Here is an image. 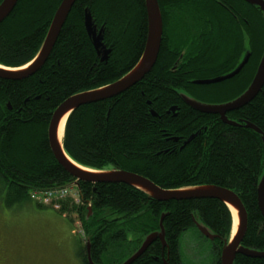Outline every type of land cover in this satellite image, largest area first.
Returning a JSON list of instances; mask_svg holds the SVG:
<instances>
[{
	"label": "trees",
	"instance_id": "obj_1",
	"mask_svg": "<svg viewBox=\"0 0 264 264\" xmlns=\"http://www.w3.org/2000/svg\"><path fill=\"white\" fill-rule=\"evenodd\" d=\"M162 1L165 6L182 2L158 0L164 27L151 71L115 97L75 108L65 123L64 149L83 166L138 173L163 189L213 184L234 191L247 213L240 244L264 250V218L256 193L264 169V147L260 135L244 125L250 122L264 134V83L248 103L226 113L239 125L192 109L179 94L199 100L202 95H221L224 99L217 103L240 95L264 50V15L243 0H184L186 8L173 7L170 13L180 15L185 8L193 15L194 11L202 16L205 27L186 31L187 47L173 54L165 41L171 29L165 28L171 21L164 16ZM59 3L17 0L0 23L1 65L17 67L34 57ZM86 7L97 28L104 27L103 41L111 47L106 61L97 57L85 31ZM146 32L144 0H75L43 66L25 79L0 78V184L6 206L28 199L34 189L75 182L49 148L51 114L68 96L114 81L130 69L141 55ZM245 49L250 52L248 61L236 75L210 84L191 82L232 71ZM193 133L180 147V137L186 139ZM76 186L78 204L59 200V211L75 212L81 218L94 262L121 263L144 236L159 229L160 215L165 213L164 248L157 239L130 264H164L162 252L169 264H181L182 234L194 229L204 237L194 219L216 235L211 264H220V249L232 228L231 213L223 202L214 198L160 202L121 182L77 181ZM80 257L87 264L86 253ZM233 264H264V257L236 254Z\"/></svg>",
	"mask_w": 264,
	"mask_h": 264
},
{
	"label": "water",
	"instance_id": "obj_2",
	"mask_svg": "<svg viewBox=\"0 0 264 264\" xmlns=\"http://www.w3.org/2000/svg\"><path fill=\"white\" fill-rule=\"evenodd\" d=\"M250 5L257 6L264 15V0H243ZM75 0H61L56 10L54 11L47 28L45 37L41 43V46L34 57L27 63L17 67L3 66L0 64V78L7 80H21L36 73L46 62L53 45L59 35L61 27L63 26L68 12L70 11ZM17 0H1L0 2V23L11 13ZM146 20H147V32L143 50L137 62L122 76L116 80L93 89H87L79 91L68 96L64 99L52 112L50 120L47 126V141L49 148L57 161V163L76 181H87L91 183L101 182H121L127 185L140 189L146 195L153 199L165 202L169 200H187V199H199V198H214L223 202L229 209L232 217V228L229 238L223 241V245L220 250L219 261L220 264H233V260L236 254H243L249 257H264V250H254L247 247H243L240 243L246 230L247 225V213L241 203L238 195L224 187H220L213 184H201L190 187H182L176 189H163L157 186L154 182L148 178L141 176L137 173L119 169H93L83 166L73 160L65 151L63 146V136L65 130V123L68 115L77 107L89 104L96 101L106 100L112 98L127 90L139 82L153 67L162 37V17L157 0H144ZM84 27L85 31L94 47L97 57L100 61H106L110 53V49L103 41L104 27L97 28L94 20L88 8H84ZM249 51L246 50L242 54L241 62L232 71L221 75L212 77L209 79H196L192 83L194 84H210L223 81L225 79L234 76L240 68L248 61ZM264 83V50L259 59L256 71L252 77V80L248 87L236 98L223 103H204L193 97H190L184 93L180 96L182 100L192 109L207 114H217L223 123L229 125H239L238 122L230 120L226 117V112L236 110L246 103H248L256 93L261 89ZM7 107L11 108L7 103ZM175 108H171L174 110ZM151 113H153L151 111ZM154 114V113H153ZM65 117V122L62 130V140L58 139V130L62 119ZM247 128L255 131L260 135L263 147H264V134L261 130L250 122H244ZM196 133L189 136L186 142L190 141ZM257 205L261 215L264 218V169L262 176L258 182L257 189ZM230 206L236 210L237 223L233 231V215ZM90 210V209H89ZM165 213L160 215L159 229L152 231L141 240L139 247L126 259L119 264H130L135 259L147 250L152 242L159 239L162 248L166 245L164 238V228L162 220ZM194 224L201 234L210 240L216 238L214 233H211L209 229L202 223L194 219ZM85 253L87 264H100L92 260L90 255V241L87 239L85 243ZM164 264H169L166 259L162 257Z\"/></svg>",
	"mask_w": 264,
	"mask_h": 264
},
{
	"label": "rangeland",
	"instance_id": "obj_3",
	"mask_svg": "<svg viewBox=\"0 0 264 264\" xmlns=\"http://www.w3.org/2000/svg\"><path fill=\"white\" fill-rule=\"evenodd\" d=\"M181 1L184 2V0ZM182 2L165 6L164 1H162V6L164 5L165 8L164 16L171 21L167 22L165 31L170 26L171 29L175 27V30L177 28L181 32L178 33L170 29L165 34V41L170 44V48L173 47V54L179 53L181 46L187 47L189 40H187L188 37L186 38V31L194 32L198 28L205 27L201 20L202 16L197 17L194 11L193 15L192 12L186 13L184 10L186 4ZM184 6L185 8L180 15L171 14L169 11L173 7L180 9ZM174 19L176 22H172ZM162 27H164L163 19ZM106 46L111 48L107 44ZM183 55L185 57V54ZM196 79H191V82ZM181 93L183 92L179 94ZM184 94L193 97L188 93L184 92ZM220 96L202 95L199 97L202 101L197 100L214 104L224 99ZM130 187L141 191L136 187ZM2 190L3 187L0 184V264H84L80 257L81 252L82 256L83 253L85 255V235L81 218H78V214L75 212L61 213L59 211L60 203L57 202L68 200L69 204L72 202L78 204L79 192L75 183L68 184V186L53 187L52 189H34L29 192L28 199L15 202L10 206H6L2 201ZM179 251L181 264H211L213 261L212 246L209 239L201 237L194 229H189L182 234Z\"/></svg>",
	"mask_w": 264,
	"mask_h": 264
},
{
	"label": "bare ground",
	"instance_id": "obj_4",
	"mask_svg": "<svg viewBox=\"0 0 264 264\" xmlns=\"http://www.w3.org/2000/svg\"><path fill=\"white\" fill-rule=\"evenodd\" d=\"M65 122V117L62 119L61 124H60V128L58 130V139L61 141L62 140V130H63V125ZM230 209L232 211V215H233V231L235 229V225L237 223V216H236V210L230 206Z\"/></svg>",
	"mask_w": 264,
	"mask_h": 264
},
{
	"label": "flooded vegetation",
	"instance_id": "obj_5",
	"mask_svg": "<svg viewBox=\"0 0 264 264\" xmlns=\"http://www.w3.org/2000/svg\"><path fill=\"white\" fill-rule=\"evenodd\" d=\"M246 50V49H245ZM250 53V52H249ZM182 55V54H181ZM250 55V54H249ZM241 62V59H240V61H239V63ZM238 63V64H239ZM238 66V65H237ZM243 67V66H242ZM242 67L240 68V70L239 71H241V69H242ZM239 71L237 72V73H239ZM236 73V74H237ZM235 74V75H236ZM239 96V95H238ZM227 113V112H226ZM226 117H227V115H226ZM228 118V117H227ZM229 119V118H228ZM230 120H232V119H230ZM234 121V120H233ZM237 122V121H236ZM188 138V137H187ZM187 138L186 139H182V137H180V139H179V146L181 147V146H183L184 144H185V142L187 141ZM138 174V173H137ZM140 175V174H139ZM142 176V175H141ZM202 237V236H201ZM203 238H205V237H203ZM205 239H208L207 237L205 238ZM209 241H210V244H212V242H213V240H210L209 239Z\"/></svg>",
	"mask_w": 264,
	"mask_h": 264
},
{
	"label": "crops",
	"instance_id": "obj_6",
	"mask_svg": "<svg viewBox=\"0 0 264 264\" xmlns=\"http://www.w3.org/2000/svg\"><path fill=\"white\" fill-rule=\"evenodd\" d=\"M161 245H162V244H161ZM161 247H162V246H161ZM162 249H163V248H162ZM160 256H161V259H162V257H163L164 259L167 260V258H166V256H165L164 252H162ZM162 262H163V260H162ZM167 262H168V261H167ZM163 263H164V262H163Z\"/></svg>",
	"mask_w": 264,
	"mask_h": 264
}]
</instances>
